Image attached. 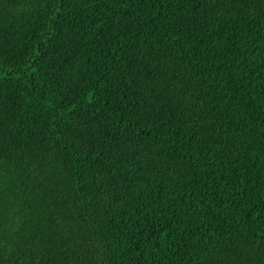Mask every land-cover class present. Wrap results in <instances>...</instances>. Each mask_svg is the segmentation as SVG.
<instances>
[{
  "label": "trees",
  "instance_id": "trees-1",
  "mask_svg": "<svg viewBox=\"0 0 264 264\" xmlns=\"http://www.w3.org/2000/svg\"><path fill=\"white\" fill-rule=\"evenodd\" d=\"M262 101L261 0H0V264H264Z\"/></svg>",
  "mask_w": 264,
  "mask_h": 264
},
{
  "label": "snow or ice",
  "instance_id": "snow-or-ice-1",
  "mask_svg": "<svg viewBox=\"0 0 264 264\" xmlns=\"http://www.w3.org/2000/svg\"><path fill=\"white\" fill-rule=\"evenodd\" d=\"M261 13L264 14V0H261ZM165 94H167V93H165ZM184 95H186V96H190L191 94L188 93V92H185ZM261 103L264 104V101H262ZM262 130H264V129H262ZM99 162H100V163L103 162V157H100ZM226 182H227V181H226ZM259 203H260V209H261V210H260L259 212H257V216H262V217H264V201H261V202H259ZM253 210L255 211V209H253ZM262 235H264V233H262ZM186 243H187L189 246H191V245H192V240L189 239V240L186 241Z\"/></svg>",
  "mask_w": 264,
  "mask_h": 264
}]
</instances>
